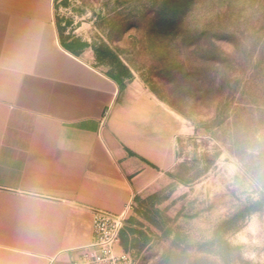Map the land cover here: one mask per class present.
I'll return each mask as SVG.
<instances>
[{
  "label": "rangeland",
  "instance_id": "rangeland-1",
  "mask_svg": "<svg viewBox=\"0 0 264 264\" xmlns=\"http://www.w3.org/2000/svg\"><path fill=\"white\" fill-rule=\"evenodd\" d=\"M54 19L176 114V162L125 226L132 264H264V0H54Z\"/></svg>",
  "mask_w": 264,
  "mask_h": 264
},
{
  "label": "crops",
  "instance_id": "crops-1",
  "mask_svg": "<svg viewBox=\"0 0 264 264\" xmlns=\"http://www.w3.org/2000/svg\"><path fill=\"white\" fill-rule=\"evenodd\" d=\"M80 42L54 0H0V264H85L93 210L122 211L176 162L175 112Z\"/></svg>",
  "mask_w": 264,
  "mask_h": 264
},
{
  "label": "built area",
  "instance_id": "built-area-1",
  "mask_svg": "<svg viewBox=\"0 0 264 264\" xmlns=\"http://www.w3.org/2000/svg\"><path fill=\"white\" fill-rule=\"evenodd\" d=\"M131 201L122 211L112 212L100 208L93 210L92 241L80 249L75 263L132 264L127 251H118L122 232L132 211Z\"/></svg>",
  "mask_w": 264,
  "mask_h": 264
},
{
  "label": "trees",
  "instance_id": "trees-1",
  "mask_svg": "<svg viewBox=\"0 0 264 264\" xmlns=\"http://www.w3.org/2000/svg\"><path fill=\"white\" fill-rule=\"evenodd\" d=\"M80 46H85V43L84 42H80L79 43ZM116 79L120 80V78L118 76H116ZM121 85L123 86V84L121 83ZM243 213H239L238 215H236V217H234L232 220H227L225 221L223 224H221V228L223 227H226L227 225H229L233 220H237L239 219L240 217H242ZM219 233V232H218Z\"/></svg>",
  "mask_w": 264,
  "mask_h": 264
}]
</instances>
